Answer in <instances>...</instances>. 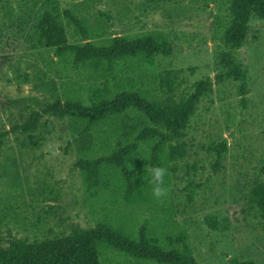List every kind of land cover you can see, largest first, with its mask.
I'll list each match as a JSON object with an SVG mask.
<instances>
[{
  "label": "rangeland",
  "instance_id": "374dc122",
  "mask_svg": "<svg viewBox=\"0 0 264 264\" xmlns=\"http://www.w3.org/2000/svg\"><path fill=\"white\" fill-rule=\"evenodd\" d=\"M56 1L60 10L82 21L90 41L162 32L172 53L158 56L153 72L139 59L119 62L113 79L89 64L75 69L71 58H56L53 49L37 44L32 27L43 10L41 0L0 1V237L32 242L98 223L137 237L145 226L163 250L175 248L168 237L184 235L198 264H264V222L250 193L255 184H264V20L253 16L243 47L229 50L248 71L246 109L239 107L237 82L214 84L190 119L185 157L163 163L168 169L167 197H153L151 175L144 170L155 137L142 142L136 159L128 161L137 190L126 199L119 169L102 167V184L89 188L74 164L105 157L131 143L144 127H154L143 114L128 109L102 118L87 131L86 120L69 116H45L27 134L12 128L56 98L90 105L94 90L104 83L110 99L133 89L160 101L159 80L171 70L180 72L173 97L182 100L196 81L213 80L220 69L218 55L226 49L219 37L229 18L227 0ZM61 23L69 43L83 42L69 20L62 16ZM223 139L227 152L221 169L214 172V156L206 149ZM187 177L201 185L192 202L186 196ZM206 217L221 230L209 229ZM96 246L100 264H158L104 243Z\"/></svg>",
  "mask_w": 264,
  "mask_h": 264
},
{
  "label": "trees",
  "instance_id": "16d2710c",
  "mask_svg": "<svg viewBox=\"0 0 264 264\" xmlns=\"http://www.w3.org/2000/svg\"><path fill=\"white\" fill-rule=\"evenodd\" d=\"M1 1V0H0ZM42 12L34 22L32 30L37 44L53 49L54 57L71 58L73 68L90 65L94 69H103L115 78L114 68L122 61L139 59L141 65L151 72L155 70L158 56L168 57L172 53V44L162 32L142 33L132 37L114 36L100 43L90 41L86 26L67 10H60L56 0H41ZM228 21L221 25L219 41L226 49L218 55L219 70L213 80L209 77L193 84L192 91L182 100L176 102L173 97L179 71L171 70L159 80L163 99L151 101L137 90H122L110 99L109 89L104 83L94 90L90 105L81 100L61 101L56 98L46 104L40 111L30 113L27 120L12 128V132L23 134L34 132L40 120L45 116L64 118L75 117L87 121L85 130L98 123L102 118L121 114L133 109L143 114L154 127H144L134 140L105 157L78 159L74 167L81 170L84 181L89 188H98L102 184V167L119 169L125 198L129 199L136 190V177L128 169V161L136 159L140 144L149 138H157L154 143L150 165L164 167L166 161L182 160L186 154L184 142L190 119L197 110L202 98L211 93L214 84L234 81L239 84V107L246 109L249 94L248 71L238 63L229 50L243 47L248 34L249 21L254 16L264 20V0H227ZM108 18V15L101 13ZM65 17L82 36V43H69L61 23ZM110 94V93H109ZM206 151L214 156L212 170L221 169V161L227 152V141L211 144ZM137 165H139L137 163ZM194 168V167H191ZM264 177V168L261 171ZM201 187L187 177L185 186L187 200L193 201L196 191ZM257 212L264 222V184L257 183L251 189ZM206 225L213 231L222 227L211 217H206ZM170 245L175 248L163 250L156 240L148 234L147 228L141 226L137 237H130L122 230L108 223H98L94 228L79 227L63 237H46L32 242L11 237H0V264H100L97 243L128 255L134 259L153 261L158 264H198L186 242L184 235L168 237ZM230 264H255L253 261L233 260Z\"/></svg>",
  "mask_w": 264,
  "mask_h": 264
},
{
  "label": "clouds",
  "instance_id": "9594fccd",
  "mask_svg": "<svg viewBox=\"0 0 264 264\" xmlns=\"http://www.w3.org/2000/svg\"><path fill=\"white\" fill-rule=\"evenodd\" d=\"M131 167V165H130ZM151 175V180L148 182L151 187V192L157 200H163L168 195V189L165 187L164 178L168 175V169L160 166L147 165L145 169Z\"/></svg>",
  "mask_w": 264,
  "mask_h": 264
}]
</instances>
